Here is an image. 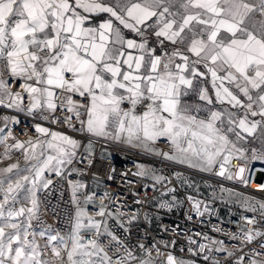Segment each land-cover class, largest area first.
I'll use <instances>...</instances> for the list:
<instances>
[{
  "label": "snow or ice",
  "instance_id": "6c2138e0",
  "mask_svg": "<svg viewBox=\"0 0 264 264\" xmlns=\"http://www.w3.org/2000/svg\"><path fill=\"white\" fill-rule=\"evenodd\" d=\"M0 109L89 138L83 145L36 123L21 140L9 127L16 117L0 116V161L15 156L0 167V264H195L155 243H133L139 211H123L107 192L92 215L85 206L96 193L69 181L77 211L65 234L43 220L40 193L53 174L81 171L72 167L81 150L80 162L91 164L92 138L252 183L250 165L264 163V0H0ZM135 175L154 190L171 183L143 165ZM187 200L203 215L201 201ZM177 203L173 196L159 207ZM238 203L251 215L227 234L236 243L189 237L196 247L188 251L208 264H264V200Z\"/></svg>",
  "mask_w": 264,
  "mask_h": 264
},
{
  "label": "built area",
  "instance_id": "2783aa9c",
  "mask_svg": "<svg viewBox=\"0 0 264 264\" xmlns=\"http://www.w3.org/2000/svg\"><path fill=\"white\" fill-rule=\"evenodd\" d=\"M3 115L15 116L19 121V123H10L9 127L13 135L21 140L34 135L36 123H41L53 130L65 131L83 145H86L89 140L87 134L82 131L68 130L60 125L30 116L26 112L0 109V116ZM2 126L3 124L0 123V127ZM5 131L7 132V129ZM92 144L94 153L90 165L87 159L83 163L80 162L81 156L85 155L81 150L72 165L81 171L70 175L66 173L64 177L53 174L51 176L53 184L48 190L40 193L46 207V210L42 212L43 220L62 234L71 231L77 211L69 181H81L87 185L81 190L82 192L96 193L94 202L85 206L89 214H95L105 192L115 197L114 203L123 211L129 213L139 211L140 219L131 224L128 234V238L133 243L142 242L146 246L155 243L161 247V251H170L185 260L195 261V264H208L202 255H193L188 251L190 246L196 247L189 245L188 238L191 237L199 243H208L204 239L207 236L214 240H223L227 246H231L236 242L231 241L227 234L236 230L238 222L242 223L241 215L250 216L251 213L244 212L238 201L230 198L229 195L264 200V191L257 188L258 184H264V171H261L264 169V163L260 161H254L250 165L253 168L251 172L253 182L245 186L239 181H229L214 173L202 172L186 164L165 160L127 143L92 138ZM158 147L160 150H168L167 142L163 140L158 142ZM2 151L3 149L0 152ZM14 160L15 156L12 161H0V167ZM21 163H23L22 160ZM139 165L155 169L168 177L171 183L167 185V188H175V192H168L167 188L161 185H157L154 190L153 181L135 175ZM175 173L181 174L179 180ZM109 175H112L113 179H109ZM173 196L179 201L174 207L171 209L159 207L161 199L171 200ZM188 196L201 201L203 215H196L191 203L187 200ZM137 199L142 203H135ZM104 202L109 204L108 200ZM204 206L208 207L207 212H204ZM145 215L150 217V222L144 219ZM189 215L191 219H188ZM217 228L221 231H216ZM172 241H175L174 245ZM165 243L168 244L167 249L163 247ZM216 255L220 257L222 254Z\"/></svg>",
  "mask_w": 264,
  "mask_h": 264
},
{
  "label": "crops",
  "instance_id": "0c3cea01",
  "mask_svg": "<svg viewBox=\"0 0 264 264\" xmlns=\"http://www.w3.org/2000/svg\"><path fill=\"white\" fill-rule=\"evenodd\" d=\"M1 150H2V146H0V151H1ZM229 197H230V198H234V199H236L237 201H241V200L244 199L243 196H241V195H234V194H230Z\"/></svg>",
  "mask_w": 264,
  "mask_h": 264
},
{
  "label": "rangeland",
  "instance_id": "374dc122",
  "mask_svg": "<svg viewBox=\"0 0 264 264\" xmlns=\"http://www.w3.org/2000/svg\"><path fill=\"white\" fill-rule=\"evenodd\" d=\"M7 164H8V163H7ZM7 164H6V165H7ZM21 164L23 165V163H21ZM6 165H5V166H6ZM244 198H246V197H244Z\"/></svg>",
  "mask_w": 264,
  "mask_h": 264
}]
</instances>
